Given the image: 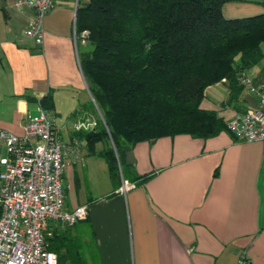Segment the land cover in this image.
<instances>
[{"label": "crops", "instance_id": "1", "mask_svg": "<svg viewBox=\"0 0 264 264\" xmlns=\"http://www.w3.org/2000/svg\"><path fill=\"white\" fill-rule=\"evenodd\" d=\"M83 1L56 0L37 46L23 33L32 12L0 0V128L21 135L40 109L52 118L63 144V209L87 206L81 236L98 264H238L242 255L248 264H264V147L226 127L257 106L250 86L232 91L225 78L207 86L200 107L224 127L209 137L176 134L136 143L129 149L133 163L123 162L124 176L119 165L114 183L106 160L91 153L106 144L91 147L77 134L90 129L79 124L96 119L79 64L87 47L76 31ZM221 13L227 19L264 14V0H226ZM242 75L264 85V61ZM122 182L129 184L125 191ZM62 226L51 222L48 231L57 238Z\"/></svg>", "mask_w": 264, "mask_h": 264}, {"label": "trees", "instance_id": "2", "mask_svg": "<svg viewBox=\"0 0 264 264\" xmlns=\"http://www.w3.org/2000/svg\"><path fill=\"white\" fill-rule=\"evenodd\" d=\"M225 1L85 0L77 6L76 31L88 32L79 64L96 116L93 128L77 134L91 147L106 144L91 153L106 160L114 183L119 165L125 175V152L136 143L176 134L209 137L224 127L200 107L204 89L222 78L239 89L242 72L264 58V14L227 19ZM58 245L49 248L57 252Z\"/></svg>", "mask_w": 264, "mask_h": 264}, {"label": "built area", "instance_id": "3", "mask_svg": "<svg viewBox=\"0 0 264 264\" xmlns=\"http://www.w3.org/2000/svg\"><path fill=\"white\" fill-rule=\"evenodd\" d=\"M55 1L15 0L16 10L32 12L23 33L37 46L43 41V18ZM87 35L82 31L80 40ZM239 80L250 86L258 104L236 115L226 127L240 140L257 141L264 147V85H253L244 75ZM95 124L93 118L90 124L81 123L77 128ZM64 167L63 144L43 109L26 120L21 135L0 128V264H57L56 252L46 244L50 223L71 227L88 214L86 205L63 209ZM128 187L122 182L120 190ZM238 264H248V260L242 255Z\"/></svg>", "mask_w": 264, "mask_h": 264}, {"label": "rangeland", "instance_id": "4", "mask_svg": "<svg viewBox=\"0 0 264 264\" xmlns=\"http://www.w3.org/2000/svg\"><path fill=\"white\" fill-rule=\"evenodd\" d=\"M77 34L78 39H81V32H77ZM261 48L264 53V43L261 44ZM262 60L264 61V58ZM85 226L86 223L84 222L76 223L71 227L62 226L57 238L55 234H51L49 231L46 232L47 244L53 246L57 243L60 245L56 252L57 256L60 258L59 264H98L95 249L91 246L89 240L81 236ZM85 233L84 231V234ZM53 238H56V240Z\"/></svg>", "mask_w": 264, "mask_h": 264}, {"label": "water", "instance_id": "5", "mask_svg": "<svg viewBox=\"0 0 264 264\" xmlns=\"http://www.w3.org/2000/svg\"><path fill=\"white\" fill-rule=\"evenodd\" d=\"M90 93V92H89ZM91 96V95H90ZM92 99V97H91ZM93 100V99H92ZM125 163L127 165H131L134 161L133 154L131 150H128L125 152V157H124Z\"/></svg>", "mask_w": 264, "mask_h": 264}]
</instances>
